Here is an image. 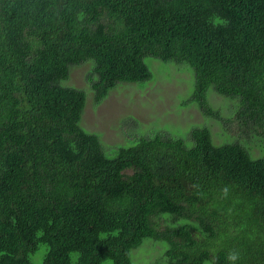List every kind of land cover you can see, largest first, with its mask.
Listing matches in <instances>:
<instances>
[{"label": "trees", "instance_id": "trees-1", "mask_svg": "<svg viewBox=\"0 0 264 264\" xmlns=\"http://www.w3.org/2000/svg\"><path fill=\"white\" fill-rule=\"evenodd\" d=\"M145 58L186 65L181 105L207 118L223 121L209 89L235 102L238 131L219 145L207 127L125 133L118 147L84 130L70 68L90 65L98 106L152 80ZM258 146L264 0H0V264H137L140 246L160 247L142 264H231L230 251L264 264Z\"/></svg>", "mask_w": 264, "mask_h": 264}, {"label": "rangeland", "instance_id": "rangeland-1", "mask_svg": "<svg viewBox=\"0 0 264 264\" xmlns=\"http://www.w3.org/2000/svg\"><path fill=\"white\" fill-rule=\"evenodd\" d=\"M144 62L152 74L149 83L144 86L119 84L98 106L93 104V92L85 82V75L90 69L88 63L71 67L70 76L62 82L63 86L75 87L86 93V104L79 125L86 131L97 133L101 143L107 146L115 143L118 147L126 146L128 143H123L125 133L132 134L131 140L138 139L140 134L152 136L156 133L187 139L192 128L207 127L213 143L219 145L225 141L226 134L238 131L232 119L235 102L223 100L212 89L208 90L207 99L222 115L223 121L205 117L194 104L187 107L181 105L182 99L193 90L192 71L186 65L163 63L152 58H145ZM252 150L253 157H264L261 146ZM147 240L150 239L143 242ZM141 247L132 252V258L137 264L159 254L158 246L151 247L152 251L146 247L148 252H141ZM35 261L40 263L38 259Z\"/></svg>", "mask_w": 264, "mask_h": 264}, {"label": "clouds", "instance_id": "clouds-1", "mask_svg": "<svg viewBox=\"0 0 264 264\" xmlns=\"http://www.w3.org/2000/svg\"><path fill=\"white\" fill-rule=\"evenodd\" d=\"M180 139V138H176ZM225 194H227V188L224 189ZM228 261L231 262V264H235V261L239 259V253L236 251H230L227 256Z\"/></svg>", "mask_w": 264, "mask_h": 264}]
</instances>
